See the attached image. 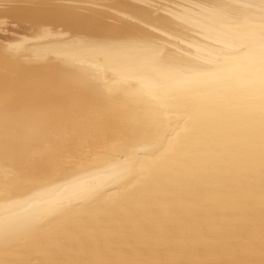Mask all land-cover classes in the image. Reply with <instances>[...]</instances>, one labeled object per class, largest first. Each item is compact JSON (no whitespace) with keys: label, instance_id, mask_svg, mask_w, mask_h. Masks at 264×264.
Returning a JSON list of instances; mask_svg holds the SVG:
<instances>
[{"label":"bare ground","instance_id":"1","mask_svg":"<svg viewBox=\"0 0 264 264\" xmlns=\"http://www.w3.org/2000/svg\"><path fill=\"white\" fill-rule=\"evenodd\" d=\"M10 18L0 264H264V0H0Z\"/></svg>","mask_w":264,"mask_h":264},{"label":"rangeland","instance_id":"2","mask_svg":"<svg viewBox=\"0 0 264 264\" xmlns=\"http://www.w3.org/2000/svg\"><path fill=\"white\" fill-rule=\"evenodd\" d=\"M68 3H75V2L68 1ZM97 7L103 8L102 6H97ZM24 25H29V24L26 21H21L20 19H17V18H10L8 19L7 23L1 25L0 37L5 38L10 34V32H14V31L18 32V30L21 29L22 26ZM33 29H35L34 26L29 28L28 30H33ZM4 32H8V33H4Z\"/></svg>","mask_w":264,"mask_h":264},{"label":"snow or ice","instance_id":"3","mask_svg":"<svg viewBox=\"0 0 264 264\" xmlns=\"http://www.w3.org/2000/svg\"><path fill=\"white\" fill-rule=\"evenodd\" d=\"M262 85H264V78H262Z\"/></svg>","mask_w":264,"mask_h":264}]
</instances>
